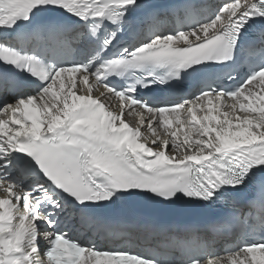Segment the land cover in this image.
<instances>
[{
    "label": "snow or ice",
    "instance_id": "6c2138e0",
    "mask_svg": "<svg viewBox=\"0 0 264 264\" xmlns=\"http://www.w3.org/2000/svg\"><path fill=\"white\" fill-rule=\"evenodd\" d=\"M0 264H264V0H0Z\"/></svg>",
    "mask_w": 264,
    "mask_h": 264
},
{
    "label": "bare ground",
    "instance_id": "6f19581e",
    "mask_svg": "<svg viewBox=\"0 0 264 264\" xmlns=\"http://www.w3.org/2000/svg\"><path fill=\"white\" fill-rule=\"evenodd\" d=\"M219 0H211V2L213 3H217ZM101 91H103L101 89ZM99 93H94V95H97ZM104 102L111 105L112 106V110L114 111H118L119 110V101L118 100H115V99H107V98H104ZM134 117V118H132ZM124 119H128V121L130 120L129 124L133 127H137L138 126V117L136 116V114H131L129 115L127 112L124 116ZM142 131L144 132V137L146 139V136L148 134L147 130L146 129H142ZM152 139V137L150 136L149 139H147L148 141H150ZM43 242H42V247H43Z\"/></svg>",
    "mask_w": 264,
    "mask_h": 264
},
{
    "label": "rangeland",
    "instance_id": "374dc122",
    "mask_svg": "<svg viewBox=\"0 0 264 264\" xmlns=\"http://www.w3.org/2000/svg\"><path fill=\"white\" fill-rule=\"evenodd\" d=\"M145 136H146V138H147V139H149V137H150V134L148 133V134H147V135H145Z\"/></svg>",
    "mask_w": 264,
    "mask_h": 264
}]
</instances>
